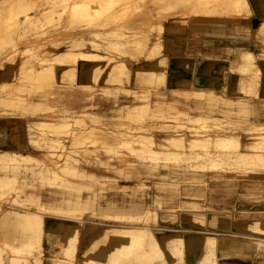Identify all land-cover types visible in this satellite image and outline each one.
I'll return each instance as SVG.
<instances>
[{
	"label": "rangeland",
	"instance_id": "rangeland-1",
	"mask_svg": "<svg viewBox=\"0 0 264 264\" xmlns=\"http://www.w3.org/2000/svg\"><path fill=\"white\" fill-rule=\"evenodd\" d=\"M31 1L30 14L58 7L31 23L19 22L20 12L15 23L8 13L15 9L6 7H17L18 0L0 2V17L5 16L0 22H7L0 25V176L8 178L0 179V211L7 206L47 209L40 227L27 226L30 234L39 235L36 245L42 246L36 249L40 263L32 258V264H48L50 258L61 259L57 264H113L111 256L117 258L114 264H143L146 259L144 264H152L160 257L165 264H264V158L258 163L257 157L243 154L254 150L248 141L259 129L264 131V120L258 121L264 119V67L259 65L264 63V39L248 57L250 67L237 61L230 68L226 62L215 69L198 68V59L182 54L193 18L209 15L192 11L200 5L195 0H77L78 11L73 13L71 8L62 12L65 0ZM251 2L264 16V5ZM86 51L92 54L85 57ZM45 55H53L56 68L69 71L74 60L79 65L99 62L104 70L116 65L119 71L104 81L79 79L75 68L72 77L70 72L58 80L53 66L44 63L37 70L39 57ZM168 56L179 58V65L169 68ZM230 119L236 124L227 125ZM178 133H184L183 148L191 147L190 155H174L173 149L181 147L175 141L169 143L170 150L159 145L162 137ZM195 136L226 138L224 150L230 154L211 142L207 149L192 139ZM252 147L259 151L260 146ZM153 148L169 154L157 153L155 158ZM8 149L31 155L11 159L3 154ZM9 164L22 166L16 171ZM67 165L74 169L62 172ZM39 167L44 168L42 176L35 173ZM43 176L56 177V185H48ZM124 195L137 208L112 210L113 202L122 203ZM130 214L138 218L123 217ZM200 215L202 223L193 219ZM50 219L60 222L52 223V243L43 234ZM63 224L69 229L61 237ZM107 225L143 227L148 234L120 238L113 231L83 253L80 230ZM155 232L157 242L151 237ZM191 234L209 235L212 242L201 246ZM170 240L178 241L172 253L165 247ZM131 241L134 245L129 246ZM100 248L103 254H95Z\"/></svg>",
	"mask_w": 264,
	"mask_h": 264
},
{
	"label": "bare ground",
	"instance_id": "bare-ground-1",
	"mask_svg": "<svg viewBox=\"0 0 264 264\" xmlns=\"http://www.w3.org/2000/svg\"><path fill=\"white\" fill-rule=\"evenodd\" d=\"M5 1L6 0H4L3 2H1V3H5ZM33 1H35V0H33ZM258 1V3L259 4H261V5H259V7H262V5H264L263 4V1L262 0H257ZM13 2H14V0H13ZM30 2H32L31 0H18V6L17 7H15V5L14 6H12L11 8H9V6H7L6 7V9L8 8V9H10V10H14V12L13 11H10V12H8L9 13V21H13V22H15V23H18V18H17V14H19L20 12H22V14H23V17H22V19H20L19 20V22H21V21H25V22H27V23H31V22H33V21H36V20H40L39 18L41 17V16H43L44 17V15L46 14V13H49V10H51L52 8H54L56 5L55 4H53L51 7V9H49V10H47V9H45V10H42L41 11V9H37L38 10V13H34V11H35V9H34V11H33V14H30V13H28V9L29 8H31L32 9V7H33V5L32 4H34V3H30ZM191 2V0H182V3L183 4H187V3H190ZM61 3V2H60ZM76 3H78V1L77 0H74V1H72V2H70V1H68V0H65L63 3H62V5L64 4V7L62 8V7H60V8H62V12H66L67 10H69L70 8L72 9V13L73 12H77L78 11V9L77 10H74V9H76L77 7H74L75 5H77ZM193 3H200V5L199 6H195V7H192V11L194 12V13H197V12H199V13H201V14H205V13H208L209 15H238V14H241V13H243V12H249V7H248V0H195ZM10 4H12L13 5V3L12 2H10ZM3 5V4H2ZM6 6V5H5ZM5 6H3V7H5ZM11 6V5H10ZM23 6H25V7H23ZM2 6H0V8H1ZM23 7V8H22ZM58 7V6H57ZM57 7H55L56 9H57ZM5 9V10H6ZM70 9V10H71ZM80 9V8H79ZM3 10V9H2ZM4 10V11H5ZM58 10H60V9H58ZM187 10H189L188 9V7H187ZM264 10V6H263V9H262V11ZM4 11H1L2 13H5ZM52 11V10H51ZM12 12V13H11ZM52 12H54V11H52ZM52 12H50V13H52ZM70 12V11H69ZM8 13L6 12V15H8ZM56 14H57V17H59V13H61V10L59 11V13H57V12H55ZM262 13H264V11L262 12ZM21 14V13H20ZM21 14V15H22ZM261 14V13H260ZM5 14H3V16H4ZM47 16H49V14H46ZM196 15V14H195ZM205 15H207V14H205ZM263 16V15H262ZM5 17V16H4ZM4 17H0V19L1 18H4ZM15 17V18H14ZM56 17V18H57ZM6 18H8V17H6ZM11 18H14L13 20H11ZM45 18V17H44ZM47 18V17H46ZM6 20V19H5ZM5 20H2V21H5ZM42 20V19H41ZM1 21V20H0ZM37 22V21H36ZM50 22V21H49ZM1 23V22H0ZM5 23H7L6 21H5ZM5 23H3V24H5ZM2 23L0 24L1 26L3 25ZM9 25V24H8ZM28 25H30V24H28ZM5 26V25H4ZM4 26H2V27H4ZM8 27V26H7ZM11 27V26H10ZM18 27V26H17ZM37 27V26H36ZM41 27V26H40ZM24 28V27H23ZM11 29V28H10ZM1 30H2V28H1ZM9 30V29H8ZM13 31V30H12ZM24 31V30H23ZM262 32H264V23H261L260 24V26L257 28V33H262ZM9 33V32H8ZM11 33H13V32H11ZM23 33V32H22ZM6 36H7V34H5ZM9 35V34H8ZM19 36V35H18ZM0 38H1V36H0ZM4 38H6V37H4ZM80 40H84V37H82V36H80ZM0 41H2L1 39H0ZM6 41V40H5ZM92 43H94V44H96L97 42H95L94 40H90ZM7 42H8V40H7ZM5 45V44H4ZM72 46V45H71ZM79 51H82V50H79ZM92 51H86L85 52V57H89L90 56V54H92L91 53ZM254 55L252 54V52L251 51H249V50H247V49H242V50H240L239 52H238V54H237V57L234 59L236 62L238 61V64L239 63H241V61H243V63L244 64H246V62L248 61V57H253ZM53 55H45V56H42V57H39V60H38V63H39V65H38V67H37V70L38 71H40V69H42L46 64V67H52L53 66V68H55V70L54 71H52V72H54L53 74V77L55 78V79H58V80H62V79H64V75H67V74H69L70 72L72 73L71 74V77L75 74V71H74V69L75 68H79V74H77L78 75V77H79V79H87V78H90V77H93V79L95 80L96 78H97V80L98 79H102V80H107L109 77H111L112 75L114 76V74L115 73H117L118 71H119V67L118 66H116V65H112L111 67H108V68H105V70H104V66L103 65H101V63H99V62H87V61H84V62H82V64L81 65H79V63H80V61H77V60H74L73 62H74V67H72L71 69H70V71H69V69H67V68H62V67H60V68H56V64L53 62ZM250 58V59H251ZM167 59V65H168V67L170 68V66H171V64L172 63H176L175 64V66L177 67L178 65H179V58H177V57H173V58H171V57H167L166 58ZM249 59V60H250ZM44 63H46V64H44ZM48 63H49V65H48ZM242 63V64H243ZM242 65V66H244V67H246L245 65ZM51 65V66H50ZM196 65H197V67L199 68L200 67V64H198V62L196 61ZM246 65H248V64H246ZM81 66V67H80ZM251 66H252V64H251ZM46 67H45V69H46ZM248 67H250V64L248 65ZM260 67V66H259ZM192 69L193 70H195V61H194V65L192 66ZM256 69V68H255ZM258 69V68H257ZM53 70V69H52ZM72 71H74V72H72ZM103 71V72H102ZM51 72V73H52ZM10 73V72H9ZM194 73V72H193ZM175 73H173L172 72V70H170L169 69V75L170 76H174V77H172V78H177L175 75H174ZM4 75H6V73L4 74ZM177 75V74H176ZM1 82H3V80L1 81ZM251 109V108H250ZM249 109V110H250ZM74 112H76L77 113V111H74ZM97 115V114H96ZM145 116V115H144ZM127 117H128V115H127ZM259 117V116H258ZM74 119V118H73ZM77 119V118H76ZM76 119H74V121H76ZM90 119V118H89ZM190 119V118H189ZM212 119V118H211ZM90 120H92V119H90ZM95 120H96V118H95ZM190 120H192V118L190 119ZM264 119H260V120H258V121H263ZM83 123V122H82ZM236 124V122H235V120L234 119H230L228 122H227V125H229V126H233V125H235ZM214 126H216V125H214ZM259 127H261V125L259 126ZM209 128V127H208ZM82 129V128H81ZM263 129H264V126H263ZM261 132H259V133H256L255 135H254V139L253 140H251L250 139V141H248V143H247V146H249V145H254V146H260V148H262V149H264V131H262L261 129H259ZM74 134V133H73ZM72 134V135H73ZM91 134V133H90ZM183 134L184 133H178V134H175L174 136H167V137H162L160 140H158V142H159V145H161V146H164V147H166V148H168L169 147V143L171 142V141H175V142H178V143H180V144H176V145H180L181 147H177V148H179V149H177V150H175V149H173L174 151H172V153L173 152H178V153H176V154H179V155H181V154H186L187 152L188 153H192L191 152V147H188V146H185V149L186 150H184V145L182 144V142H183V140H184V137H183ZM195 135V134H194ZM74 136H76V134L74 135ZM206 136V135H205ZM69 137H71V136H69ZM198 136H195V137H192V139L193 140H195V139H197V141H198V143L200 142V143H202V145L204 146V145H206V148H207V144H209V142H211V143H213L214 144V146L216 147V145H218L217 147H220L221 148V151L220 152H222V153H224V154H230V151H227V150H224L226 147H225V144L228 142V140L226 139V138H223V137H216V138H213V139H211V138H209V136L208 137H202V138H199ZM169 140V142H167ZM249 140V139H248ZM70 141H72V140H70ZM139 141V140H138ZM188 141H191L190 139L188 140ZM76 142V141H75ZM156 142V141H155ZM196 142V141H195ZM241 143H243L242 141H240ZM81 143V142H80ZM124 143V142H123ZM161 143V144H160ZM199 143V144H200ZM76 144V143H75ZM78 144V143H77ZM130 144V143H129ZM63 145V144H62ZM120 145V144H119ZM150 145V144H149ZM158 145V146H159ZM261 145H263V146H261ZM64 146V145H63ZM70 146V145H69ZM127 146V145H126ZM151 146V145H150ZM213 146V147H214ZM237 146H239V145H236V147ZM242 146V145H241ZM251 146V148H253L254 150L255 149H257V147L256 148H254V147H252ZM205 147V146H204ZM202 148V149H204L203 151H205V148ZM227 147H228V145H227ZM130 148V147H129ZM165 148V149H166ZM170 148V147H169ZM168 148V150H170ZM181 148V149H180ZM212 148V147H211ZM260 148H258V150L259 151H254V150H248V151H246V152H243V154L244 153H248L249 155H250V157L251 158H254L255 157V159L254 160H256V157H257V159H258V161H259V159L261 158V160L264 158V153L263 152H261L260 151ZM67 149V148H66ZM144 149V148H143ZM149 149V148H148ZM187 149H190V151L189 150H187ZM196 149V148H195ZM202 149H199V150H201L202 151ZM208 149V148H207ZM130 150V149H129ZM159 150V149H158ZM157 149H152V151H150V153L152 154V155H154V157L155 156H158V154L157 153H159V154H161L162 152H168V154H169V151H161L160 152V150L158 151ZM180 150V151H179ZM182 150V151H181ZM193 150V149H192ZM90 151H92V150H90ZM131 152L133 151V150H130ZM146 151V150H145ZM194 151V150H193ZM196 151V150H195ZM194 151V154H196L198 151H196L195 152ZM264 151V150H263ZM207 152H211L210 151V149H209V151H207ZM207 152H203V153H207ZM135 153V152H134ZM187 153V154H188ZM201 152H199V154H200ZM221 153V154H222ZM238 153H242L241 151H238ZM3 154L6 156V157H11V159H12V157L14 158V156H16V159L17 158H19V157H24L26 154H29V153H26V152H21V151H19V150H15V149H8V150H6V151H4L3 152ZM136 154H138V152H136ZM151 154H149V155H151ZM167 153H166V155H168ZM174 154V153H173ZM176 154H174V155H176ZM199 154H197V155H195V156H199ZM211 154H213V153H211ZM217 154H219V153H217ZM29 155H31V154H29ZM142 155V154H141ZM188 155H190V154H188ZM201 155V154H200ZM27 156V155H26ZM67 156V155H66ZM140 156V155H139ZM164 156V155H163ZM28 157V156H27ZM36 157V156H35ZM153 156L152 157H150L151 159L152 158H154ZM186 157V156H185ZM199 157H201V156H199ZM210 157V156H209ZM263 157V158H262ZM156 158V157H155ZM159 158V157H158ZM191 158V157H190ZM15 159V160H16ZM184 159H186V158H184ZM188 159V158H187ZM14 160V159H13ZM19 160H20V158H19ZM19 160H17V161H19ZM10 161H12V160H10ZM153 161H155V160H153ZM263 162H264V160H263ZM262 161H259L258 163H263ZM10 164H13V162H11ZM10 164H9V168H10V170H16V171H19L20 170V167L22 166V165H20L19 167H13L12 165L10 166ZM14 164H18V162L17 163H14ZM162 165H164V164H162ZM261 166H262V164H260ZM263 166H264V163H263ZM67 167H69V168H72V169H74V167H72V166H66L65 168L64 167H61V171L62 172H64L65 170H68L67 169ZM202 167H204V166H202ZM5 168V167H4ZM12 168V169H11ZM16 168V169H15ZM40 169H38L35 173H37V175H39V176H42V175H44L43 173L45 172H43V170H44V168H42L41 169V167H39ZM23 169H25L24 167H23ZM72 169H70V170H72ZM46 170V169H45ZM47 171V170H46ZM74 171V170H73ZM52 172V171H51ZM53 173V172H52ZM33 174V173H32ZM31 174V175H32ZM53 174H55V173H53ZM78 175V174H77ZM38 176V177H39ZM35 177V176H34ZM43 178H44V180H46V183L48 184V185H52L53 183H54V179L56 178V177H49V176H43ZM0 179L2 180V181H4L3 179H8V178H6V177H3V176H0ZM96 179V178H95ZM0 180V181H1ZM53 181V182H52ZM66 182H68V181H66ZM65 182V183H66ZM69 184H71L70 183V181L68 182ZM73 183H75V182H73ZM55 184V183H54ZM60 184V183H59ZM59 184H57V185H59ZM67 184V183H66ZM207 184V183H206ZM41 185V184H40ZM56 185V184H55ZM84 185V184H83ZM164 185V184H163ZM163 185H161V186H163ZM63 186H65V187H67V186H69V185H65V184H63ZM73 186H75V184L73 185ZM80 186V185H79ZM74 189H78V188H75V187H73ZM72 188V189H73ZM81 188V187H80ZM207 189V188H206ZM80 190V189H79ZM204 192V191H203ZM30 193H32V194H36V193H34V192H30ZM29 195V194H28ZM27 195V196H28ZM203 195V194H202ZM205 195V194H204ZM26 196V197H27ZM35 196V195H34ZM33 197V196H32ZM129 197H130V195H129ZM196 197H199V196H196ZM28 199H29V197H28ZM183 200V199H182ZM28 201V200H27ZM123 202L122 203H120V202H113L114 204H115V207L113 206V208H112V210H116V211H120V210H130V211H134L137 207H136V205H135V202L133 203L132 202V199L131 198H128V195H124V197H123V200H122ZM184 201V200H183ZM195 201V200H194ZM194 201H192V202H194ZM15 202V201H14ZM181 202V201H180ZM118 203H119V205H118ZM155 203V202H154ZM153 203V204H154ZM159 203V202H158ZM107 205H108V203H106ZM197 204V203H196ZM159 205V204H158ZM182 205V204H181ZM12 206V205H11ZM106 207V206H105ZM195 208H196V206H195ZM195 208H193V209H195ZM108 209V208H107ZM191 209V208H190ZM44 210L45 209H41V208H35V207H30V208H26L25 210H17V209H15V208H12V207H10V206H7V207H5V208H3L1 211H0V264H32V258H34V260H36L37 258H38V263H40V259H39V256H38V254L40 255L41 253H39V251L37 252L36 251V249H42L41 247L42 246H39V245H36V242H37V238H39V235H35V234H30L29 233V231H28V228H27V226L28 225H32V226H41V222H42V214L41 213H43L44 212ZM53 210V209H52ZM45 211H47V209L45 210ZM50 211V210H49ZM54 211V210H53ZM55 211H57V210H55ZM80 211V210H79ZM58 212V211H57ZM66 212H70V211H66ZM72 212V211H71ZM75 212V211H74ZM69 215V214H68ZM106 215V214H105ZM109 215H114V214H109ZM108 215V216H109ZM131 216H123V217H125V218H128V219H137L138 217L135 215V214H130ZM190 218H193V217H190ZM196 222H198V223H202L203 222V219L201 218V215H200V218H193ZM52 223H60V222H58V221H53V220H46V222L44 223V232H43V234L45 235V240H47V241H49V242H51L52 243V241H53V237H54V235H55V233H54V231H53V224ZM158 224V223H157ZM64 226V229H62V232L60 233L61 235V237L63 236V234H64V236H65V234L67 233V232H65V230L67 231L69 228L67 227V225L66 224H63ZM156 226H158V225H156ZM33 227V228H34ZM38 227V228H39ZM115 226L114 225H107V226H105V227H100V228H96V229H92V228H82L81 230H80V232H79V236H80V238H81V240H80V243H79V247L82 249V252L83 253H86L87 251H88V249H90V248H92L93 246H94V244H97L98 242H101L102 240H104L105 238L104 237H108V236H110L112 233L111 232H115V234H117L119 237H120V235L121 236H127L128 235V237L130 238V235H132V236H135V238H137V236H139V235H142V234H144V235H146V234H148L147 233V230L146 229H143V227H138V228H131V229H125V228H114ZM123 227H125V226H123ZM37 228V229H38ZM156 228V227H155ZM158 229V228H157ZM30 230H32V229H30ZM64 230V231H63ZM264 230V229H263ZM263 230H262V232H263ZM34 231V230H33ZM36 231V230H35ZM156 231V230H155ZM40 232V231H39ZM65 232V233H64ZM113 232V233H114ZM157 232V231H156ZM155 232V234L153 235V234H151V237L154 239V241H156L157 242V239L155 238V237H157V233ZM207 233H211L212 231H206ZM111 233V234H110ZM195 233H198V232H195ZM114 234V235H115ZM149 234V235H150ZM106 235V236H105ZM63 236V237H64ZM102 236H104V237H102ZM132 236H131V238H132ZM147 236V235H146ZM155 236V237H154ZM189 236H192V238H193V241H194V239H196L198 242H199V244L202 246V245H210V243L212 242L211 241V237L209 236V235H203V236H200V238L198 237V235L197 234H191V235H189ZM128 237H127V239H128ZM141 237V236H140ZM120 238H122V237H120ZM134 238V240H136ZM102 239V240H101ZM137 239H140L139 237L137 238ZM143 239V238H142ZM130 240V239H129ZM129 240H127V241H129ZM132 240H133V238H132ZM146 240V239H145ZM78 241V240H77ZM173 241V242H172ZM48 242V243H49ZM76 242V241H75ZM132 242V244L131 243H129V244H131V245H129V246H132V245H134L133 244V242L134 241H131ZM137 242V241H136ZM128 243L127 244H125V246L126 245H128ZM138 243V242H137ZM136 243V244H137ZM151 244L153 243L154 244V242H150ZM175 243H178V241H175V240H170V242H167V245H165V247H166V250L169 252V253H172L173 251H174V244ZM141 244V243H140ZM152 246V245H151ZM90 247V248H89ZM145 247V246H144ZM150 247V246H149ZM8 248V249H7ZM157 248H159V251L161 252V253H163V251L161 250V248L160 247H157ZM7 249V250H6ZM128 249V248H127ZM140 249V248H139ZM144 249H146V248H144ZM148 249V248H147ZM104 250L105 249H99L98 250V252L97 253H95V254H98V255H102L103 254V252H104ZM115 250V249H114ZM114 250H112L111 252L109 251V253H111V254H113V251ZM137 250V249H136ZM150 250V249H149ZM148 250V251H149ZM28 253V254H27ZM142 253H144V252H142ZM122 254H125V252H123ZM130 254V253H129ZM146 254H148V253H146ZM141 255V254H140ZM148 256H149V254H148ZM147 256V257H148ZM159 256V255H158ZM157 256V257H158ZM160 256H162V255H160ZM106 257H107V255H106ZM146 257V258H147ZM156 257V258H157ZM110 258V260H111V262L114 264V260H116L115 259V257H114V260H113V256H111V257H109ZM109 258H108V260H109ZM105 259V258H104ZM140 259H142L141 257H140ZM145 259V258H144ZM163 257L161 258H159L158 260L157 259H153V261H151L152 262V264H165V262H163ZM105 260H107V259H105ZM149 260H151L150 258H149ZM49 263L48 264H57V263H60V262H62L61 261V259L59 260V259H57V258H50L49 260ZM142 261H143V259H142ZM147 261V259L143 262V264L145 263ZM34 262V261H33ZM37 262V261H36ZM66 262V261H65ZM64 262V263H65ZM128 262V263H127ZM125 264H131V263H129L130 261H127ZM150 262V261H149ZM150 262V263H151ZM71 263V262H70ZM82 263V262H81ZM96 263H98V262H96ZM100 263H101V261H100ZM65 264H67V263H65ZM78 264H80V263H78ZM147 264V263H146Z\"/></svg>",
	"mask_w": 264,
	"mask_h": 264
},
{
	"label": "crops",
	"instance_id": "crops-1",
	"mask_svg": "<svg viewBox=\"0 0 264 264\" xmlns=\"http://www.w3.org/2000/svg\"><path fill=\"white\" fill-rule=\"evenodd\" d=\"M248 7L249 12L238 15L195 16L193 30L188 35L186 33L188 41L182 54L198 59L196 61L202 68L211 69L219 66V62H226L228 68L235 67L234 59L242 49L255 54L262 42L259 40L264 39V32L257 33V28L264 23V16L255 12L251 0H248ZM259 65L264 67L263 62ZM225 73L229 74V71Z\"/></svg>",
	"mask_w": 264,
	"mask_h": 264
}]
</instances>
